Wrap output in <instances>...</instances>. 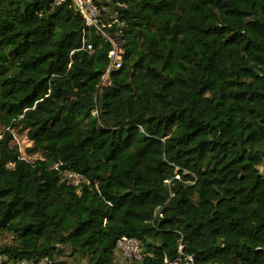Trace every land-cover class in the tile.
Wrapping results in <instances>:
<instances>
[{"label": "trees", "instance_id": "obj_1", "mask_svg": "<svg viewBox=\"0 0 264 264\" xmlns=\"http://www.w3.org/2000/svg\"><path fill=\"white\" fill-rule=\"evenodd\" d=\"M105 4L106 78L70 2L0 0V264H264V0Z\"/></svg>", "mask_w": 264, "mask_h": 264}, {"label": "built area", "instance_id": "obj_2", "mask_svg": "<svg viewBox=\"0 0 264 264\" xmlns=\"http://www.w3.org/2000/svg\"><path fill=\"white\" fill-rule=\"evenodd\" d=\"M111 1L113 0H56V4L58 5L70 2L76 11H78L83 17L86 27L93 28L100 32L103 37L112 44V50L109 53L111 63L107 69L106 75L111 70L120 67L122 54L118 39L103 32L104 28L111 27L110 23H104L109 11V8L105 3H109ZM86 48L88 50H92L93 46L87 45ZM62 175L64 179L74 187H78L82 181V177L80 175L71 173L69 171L62 172ZM116 250L125 260H133L138 262L142 259L140 242L136 239L121 237L116 242Z\"/></svg>", "mask_w": 264, "mask_h": 264}, {"label": "rangeland", "instance_id": "obj_3", "mask_svg": "<svg viewBox=\"0 0 264 264\" xmlns=\"http://www.w3.org/2000/svg\"><path fill=\"white\" fill-rule=\"evenodd\" d=\"M0 131H1V128H0ZM13 137H14L13 143L18 146L21 156L27 160H35V158L37 157L36 155L31 156L28 153H26V149L31 147V143L28 141L27 137L24 134H20L18 129L13 130ZM9 241H10V237L8 236H6L5 240H3V242H7V243H9ZM67 259H70V258H67ZM117 261L121 264H131L132 263L131 261L125 260L124 258L120 256L117 258ZM0 262H3L2 259ZM71 264H76V262L71 261Z\"/></svg>", "mask_w": 264, "mask_h": 264}, {"label": "clouds", "instance_id": "obj_4", "mask_svg": "<svg viewBox=\"0 0 264 264\" xmlns=\"http://www.w3.org/2000/svg\"><path fill=\"white\" fill-rule=\"evenodd\" d=\"M108 74H109V73H108ZM108 74H107V75L105 74V75H106V77L108 76ZM106 77H105V78H106Z\"/></svg>", "mask_w": 264, "mask_h": 264}]
</instances>
